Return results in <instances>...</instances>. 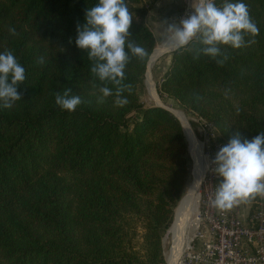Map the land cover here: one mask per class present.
Here are the masks:
<instances>
[{"label":"trees","instance_id":"1","mask_svg":"<svg viewBox=\"0 0 264 264\" xmlns=\"http://www.w3.org/2000/svg\"><path fill=\"white\" fill-rule=\"evenodd\" d=\"M143 1L125 0L128 39L147 55L129 52L123 83L132 90L116 106V85L91 72L75 43L99 0H0V53L11 51L26 77L22 98L0 107V264H167L163 238L189 184L188 141L173 112L140 98L157 46L135 11ZM239 2L259 34L244 33L239 49L219 45L223 64L196 58L198 38L176 49L158 88L227 143L264 132V0ZM102 86L113 95L99 103ZM67 89L81 97L75 111L55 103Z\"/></svg>","mask_w":264,"mask_h":264},{"label":"clouds","instance_id":"2","mask_svg":"<svg viewBox=\"0 0 264 264\" xmlns=\"http://www.w3.org/2000/svg\"><path fill=\"white\" fill-rule=\"evenodd\" d=\"M191 6L190 15L182 18L179 25L168 24L165 31L170 33L169 39L176 49L184 48L198 38L203 47L196 49V58L202 53L223 64L226 57L218 59L222 56L219 45L239 49L245 46L244 33L259 34L247 6L239 0L235 3L224 0L222 6H217L215 0H192ZM85 18L86 24L77 28L75 43L80 49L87 50L89 59L94 61L91 72L100 81L116 85L115 105L124 106L128 101L121 94L132 90L131 84L123 83L129 52L139 58L147 55L143 47L128 39L133 16L125 0H99L86 11ZM10 32L16 34L14 28H10ZM43 62L40 57L38 63ZM25 79V68L14 54L9 50L0 53V107L11 109L22 98L17 89ZM99 92L102 94L98 97L99 103L113 95L107 86L99 87ZM55 103L71 112L82 100L80 95H73L67 89L62 95L56 93ZM212 163L215 165L213 171L223 178L211 200L213 207L227 210L239 201L264 196V132L251 140H242L240 133H235L217 151Z\"/></svg>","mask_w":264,"mask_h":264},{"label":"built area","instance_id":"3","mask_svg":"<svg viewBox=\"0 0 264 264\" xmlns=\"http://www.w3.org/2000/svg\"><path fill=\"white\" fill-rule=\"evenodd\" d=\"M225 144L220 138L208 140L210 161L202 182L197 224L179 264H264V196L252 198L245 209L243 201L227 210L211 203L222 178L213 171L212 161Z\"/></svg>","mask_w":264,"mask_h":264},{"label":"rangeland","instance_id":"4","mask_svg":"<svg viewBox=\"0 0 264 264\" xmlns=\"http://www.w3.org/2000/svg\"><path fill=\"white\" fill-rule=\"evenodd\" d=\"M192 0H144L141 3L135 4V11L138 15V18L145 22L151 30L155 33V36L157 38V47L160 46V48L165 47L167 43H169L170 39V33H167L165 30L168 26V24L175 23L179 25V21L182 18L187 17L190 15L193 11L192 9ZM167 21V24L164 22ZM171 51L166 52L162 54L158 60L154 63L151 69V79L155 85V94L157 98L161 100L160 103L165 104L168 107H178L183 109L189 116L190 122L192 124L193 130L195 134H197V137L203 142V151L205 156V165L209 163L210 158L207 156L208 149H207V143L209 138L215 139L218 137V131L215 129V127L211 123H206L203 120H201L197 115H195L192 112L187 111L184 109V107L175 99L171 98L167 94H162L159 91V84L162 81V78L165 74V72L168 69V66L171 61ZM147 74L141 81L139 85V94L142 101V104L144 106L149 105H156L158 103L155 99V96L153 93L150 92L148 85L145 82ZM141 111H137L136 115L140 116ZM220 140L221 136L219 134ZM219 139V138H217ZM188 141V139H187ZM188 153H189V179H188V186L186 191L189 189V185L192 182V172L194 170V159H193V153L190 150V145L188 142ZM190 181V182H189ZM203 182V181H202ZM184 190V193H185ZM201 191H202V184H201ZM183 193V195H184ZM184 199V197H183ZM178 202L176 208L180 205L182 200ZM201 199V198H200ZM252 198H250L247 201H244V209L249 207V203L251 202ZM245 202H248V205H245ZM199 209H200V202H199ZM174 210V219L176 212ZM247 210H245L246 212ZM173 219V220H174ZM173 223V222H172ZM170 227L165 232L164 238H163V249L164 254L166 257V261L168 264V255H172L173 253V243H174V237L173 235L169 234ZM195 226H193L188 231V235L191 238L193 233L195 232Z\"/></svg>","mask_w":264,"mask_h":264},{"label":"bare ground","instance_id":"5","mask_svg":"<svg viewBox=\"0 0 264 264\" xmlns=\"http://www.w3.org/2000/svg\"><path fill=\"white\" fill-rule=\"evenodd\" d=\"M171 48H173L171 40L163 48L156 46V50L149 62L145 82L148 85L150 92L154 94L157 102H161V100L157 98L155 94V85L151 79V69L154 63L162 55L161 53ZM172 109L184 124L190 150L193 153V159L195 162L194 170L192 172V182L189 185V189L185 192L184 199L176 208L175 219L169 230V234L174 237V243L172 255L167 256L168 264H179V259L191 239L188 235V230L197 224L199 202L201 198V184L204 178L206 165L203 142L197 137V134H195L188 114L178 107H173Z\"/></svg>","mask_w":264,"mask_h":264},{"label":"water","instance_id":"6","mask_svg":"<svg viewBox=\"0 0 264 264\" xmlns=\"http://www.w3.org/2000/svg\"><path fill=\"white\" fill-rule=\"evenodd\" d=\"M155 50H156V47H155L154 51H155ZM175 50H176V48L173 47V48H171V49H169V50H165V51H163L161 54H164V53L169 52V51L173 52V51H175ZM154 51L152 52V54H151V56H150V59H149V61H148V66H149V62H150V60H151V57H152L153 54H154ZM147 71H148V68H147ZM146 74H147V73H146ZM156 106H162V107H164V108H167L168 110H170L171 112H173V113L178 117V115L175 113V111H174L171 107H168V106H166L165 104L160 103V102L156 103ZM178 118H179V117H178ZM179 119H180V118H179ZM180 120H181V119H180ZM181 122H182V121H181ZM182 125H183L184 131H185V127H184L183 122H182ZM185 134H186V131H185ZM186 136H187V134H186Z\"/></svg>","mask_w":264,"mask_h":264},{"label":"crops","instance_id":"7","mask_svg":"<svg viewBox=\"0 0 264 264\" xmlns=\"http://www.w3.org/2000/svg\"><path fill=\"white\" fill-rule=\"evenodd\" d=\"M217 138H220V137H219V134H218V137H217ZM222 179H223V178H221L220 182L222 181ZM220 182H219V183H220ZM243 202H244V201H243ZM245 205H248V202H245ZM249 207H250V205H249Z\"/></svg>","mask_w":264,"mask_h":264}]
</instances>
